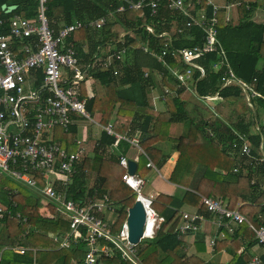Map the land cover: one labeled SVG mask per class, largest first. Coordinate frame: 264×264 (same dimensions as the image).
Here are the masks:
<instances>
[{"label": "trees", "instance_id": "obj_1", "mask_svg": "<svg viewBox=\"0 0 264 264\" xmlns=\"http://www.w3.org/2000/svg\"><path fill=\"white\" fill-rule=\"evenodd\" d=\"M128 1L47 0V14L56 30L75 20L90 22L107 18L100 29L88 27L74 31L67 43L78 51L80 63L90 68L79 90L81 98L87 99L86 107L92 117L102 125L113 123L114 130L128 138L139 137L143 152L137 161V174L144 177L152 170L147 166L148 160L161 169L173 152L186 156L177 191L160 193L153 201L163 221L152 238L147 237L137 245L136 254L141 264H181L178 251L184 245V236L176 228L183 207H197L207 219L214 218L202 203L203 197L221 199L228 208H239L256 227L264 225V137L259 130L264 119V20L254 19L258 10L264 13V0H215L223 7L216 28L224 54L218 49L195 58L197 67L187 85L180 84L167 65L183 67L177 51L203 46L204 30L198 25L188 26L189 18L184 11L170 8L167 0H157L155 11L149 3L151 0H144L138 9L129 8ZM230 2L242 3L231 10L236 11V18L225 8ZM3 4L17 8L7 13ZM186 5L191 14L205 8L207 16H212L213 6L207 5V0H185ZM122 6L124 9L119 11ZM38 9V0H0V33L9 32L10 20L15 15L34 19ZM110 45L114 46L113 52L125 48L126 53L121 60L114 58L110 66L104 67L101 62L107 56L102 57V49ZM163 50L167 54L161 59ZM225 57L237 77L260 96L249 97L237 83L222 84L221 60ZM198 67L204 68L205 73ZM114 70H118L117 75ZM153 89L160 94L162 109L155 108L149 97ZM213 97L217 102L208 104L206 100ZM53 133L63 147L78 149L73 123L68 129L57 127ZM241 137L251 146L249 154L242 153ZM115 141L114 135L105 130L100 132L94 148L90 149L94 157L86 156L77 163L67 197L80 200L87 196H108L116 206L112 231L117 234L137 194L123 180L126 168L120 163L121 156L130 158L133 147L127 140L119 141L117 146ZM88 173L94 174L90 186ZM39 184L43 186L45 181L40 178ZM37 198L30 190L10 187L0 177V205L27 218L26 222L17 218H5L1 222L0 245L7 246L8 251L0 256V264H43L44 256H53L51 264H72L74 254L86 250L84 241L69 236L67 215L61 213L55 220L39 215ZM50 231L60 239L68 235L69 245H58L56 249L58 242L50 238ZM194 235L192 264H250L252 255L264 264V245L247 223L236 226L232 232L220 228L212 253L206 244V232ZM100 243L112 254H102L96 264H133L112 242L103 239ZM15 246L33 247L37 252L20 254L13 250ZM223 252L231 255L230 261L220 262ZM77 260L82 264L81 257Z\"/></svg>", "mask_w": 264, "mask_h": 264}, {"label": "built area", "instance_id": "obj_2", "mask_svg": "<svg viewBox=\"0 0 264 264\" xmlns=\"http://www.w3.org/2000/svg\"><path fill=\"white\" fill-rule=\"evenodd\" d=\"M38 1V14L34 19L17 15L10 20L9 32L0 33V171L60 206L70 220L69 236L80 238L86 245L82 264H96L102 254H112L106 245H101L100 241L103 239L115 244L123 256L130 259L133 264H141L136 255L138 244L129 241L126 221L117 234L112 231L116 220H108L107 214L115 215L116 206L108 196H93L80 200L67 197L77 163L89 156L86 140L77 139L78 149L71 150L63 147L52 137L55 128L68 129L77 114L94 121L86 107L87 99L81 98L79 90L80 82L84 80L90 68L80 63L78 51L69 45L67 40L78 29L102 28L107 18L102 17L90 22L76 20L56 30L50 24L47 0ZM167 1L170 8L184 11L189 18L188 26L198 25L206 33L203 46L177 51L180 55L178 61L182 62L183 67L176 69L167 65L171 73L179 78L180 84L187 85L189 80L192 81L194 69L197 67L194 64L195 58L218 49L224 54L216 28L218 13L223 7L215 0H207V5L213 6L212 16H207L204 8V13L199 17L198 12L202 8L194 15L187 8L191 4L185 6V0ZM149 3L153 11L158 8L157 0H151ZM241 4L230 2L225 8L230 12ZM143 5L144 0L128 1L129 8L138 9ZM123 9L122 6L118 10ZM148 30L152 31V28L148 27ZM125 53V48L121 52L111 51L106 60L101 62L102 66H110L114 58L121 60ZM166 54V50H163L159 57L163 59ZM221 63L223 85L237 83L245 89L249 97L260 96L237 77L227 57L222 59ZM214 65L218 67V64ZM198 69L202 74L205 73L204 68ZM113 73L117 75L118 70H114ZM38 76H42L43 83L28 88V81L32 79L36 82ZM147 76L148 72L145 73V77ZM98 124L101 131L105 130L109 135L115 136L116 146L119 141L127 140L139 153L143 152L138 136L128 138L116 132L113 123ZM259 130L264 137V119ZM241 139L242 153L249 154L250 144L243 137ZM129 159L132 158L121 156L120 159L121 165L126 168L123 180L134 189L137 199L144 203L147 213L144 238H152L163 217H160L153 207L155 197L142 192L145 180L139 177L137 172L134 175L129 174ZM147 166L158 170L151 160H148ZM40 178L45 181L43 186L39 184ZM13 203L15 206L14 200ZM202 203L214 218L209 220L197 210L182 211L176 228L181 236L202 231L205 222H214L218 229L226 227L230 232L236 226L247 223L255 231L259 242L264 245V225L256 227L239 208H228L221 199L214 197H203ZM7 217L17 218L20 222L27 221L21 212L14 214L12 209L0 205V224ZM215 241L216 236L208 243L209 248L213 249ZM69 242L66 241L63 246H68ZM27 250L22 247L18 252L23 254ZM250 264H261V260L255 256Z\"/></svg>", "mask_w": 264, "mask_h": 264}, {"label": "crops", "instance_id": "obj_3", "mask_svg": "<svg viewBox=\"0 0 264 264\" xmlns=\"http://www.w3.org/2000/svg\"><path fill=\"white\" fill-rule=\"evenodd\" d=\"M229 14L236 18V11H230ZM15 16H17V15H15ZM101 55H102L103 58H106V56H108V49H106V48L102 49V54ZM43 81H44V79L42 78V76L41 77L38 76L36 82H34L31 79L30 81H28V88L35 87L36 85H39V84L43 83ZM158 94L159 93H157V91L155 89L149 91V97H151L154 107L155 108L159 107L160 109H162L164 107V105L161 103V101H159L160 98H159ZM216 102H217V99L212 104H215ZM52 137L54 139L53 131H52ZM77 139L78 138H75V142H76ZM76 144H77V142H76ZM139 155H140L139 151H137V149L133 148L132 151H131V154H130V158L138 161ZM186 161H187L186 156L183 155L182 153L176 151V152L172 153V156L169 158V161H167L165 163V165L161 169H158V170L152 169L144 177H141V176H139L137 174L139 177H141V178H143L145 180V186H147L146 190L148 192L147 196H153V197L156 198L160 193L172 194V193L175 192V190L177 191V188L179 186L178 183H179L180 178L182 177ZM157 171H159V172H157ZM87 176H88L87 184H88V186H90L89 184H91V182L93 181L94 174L93 173H88ZM33 191L40 197V198H37V204L36 205H37L38 213H39V215L42 218L48 219V220H55L61 213L64 214L62 212V209L60 208L59 205L54 204L51 201H46L45 197H43L40 193H38L35 190H33ZM195 210H197V207H193V206H189V205L184 206L183 209H182V211H195ZM108 215H112L113 216L112 220L113 219L116 220V216L114 215V213H112V214L109 213V214H107V216ZM66 217L68 218V216H66ZM208 226H209V224L206 225L203 228V231L206 232V239H207V236L212 235L214 237V236L217 235V232L215 234H213V232L211 231L212 229L207 228ZM210 226H211V224H210ZM49 236H50V238H53L55 241L58 242L57 246L55 247L56 249H58L59 247H63V245H64V243L66 241L69 242V240H68L69 236L68 235H67V237H62L63 239H60L57 236L56 233H54L53 231H50ZM195 239H196L195 235H189V236L186 235V236H184L183 237L184 245L182 246V248L186 247V246H187V248H192L190 246L191 245L190 242L194 243ZM58 245H59V247H58ZM7 248H8L7 246L0 245V256L3 255L5 250L8 251ZM12 248H14L13 250L18 252V249L22 248V247H19V246L16 247L15 246V247H12ZM24 248L28 249L26 251V253H29V252H34L35 253V252H37V249L33 248V247L24 246ZM7 251H5V254H7ZM23 254H25V253H23ZM82 256H83V252L77 251L74 254L75 260L73 261L72 264H78L77 258H80ZM255 256L256 255H252L251 259L253 257H255ZM223 257H224V260L222 261V263H226V262L230 261V259H231V255L226 253V252H224ZM42 260H43V264H51V261L53 260V256H44V257H42Z\"/></svg>", "mask_w": 264, "mask_h": 264}, {"label": "rangeland", "instance_id": "obj_4", "mask_svg": "<svg viewBox=\"0 0 264 264\" xmlns=\"http://www.w3.org/2000/svg\"><path fill=\"white\" fill-rule=\"evenodd\" d=\"M217 4L221 3L219 1H216ZM204 13V8L200 9L199 12H198V16L200 17L202 14ZM236 16H237V13H236ZM254 19L257 20V21H263L264 20V13H263V10H258L254 16ZM107 49H111V51L113 52L114 50V46L110 45L107 47ZM96 62H98V59L96 60ZM159 90L162 89V87H159L158 88ZM160 95V94H158ZM217 99V98H216ZM215 98H210V99H207L206 102L208 104H212L215 100ZM214 105V104H213ZM163 106V105H162ZM159 108V107H158ZM160 109V108H159ZM92 119L95 121H92L88 118H83L82 116H80L79 114H77L76 116V119H74L73 121V125L74 127L76 128V137L78 139H82V140H88L87 141V144H86V150H88V155L90 157H94V154L91 153L92 151H89L90 149H93L94 148V145H95V141L99 138V134L101 132V128H100V125L98 124V119L96 117H92ZM256 130V128H255ZM138 151V150H137ZM169 161V160H168ZM153 169V168H152ZM159 172V171H157ZM0 177H2V179H6L7 181V184L10 185V187H18V188H23V189H26V190H30L32 194H36L33 192V190L27 186H24L16 181H14L13 179H11L10 177H8L7 175H2L0 173ZM146 187L144 185L143 189H142V192L146 195H148V192L146 190ZM13 194H17V192H14ZM37 195V194H36ZM38 198H40L38 195H37ZM44 197V196H43ZM87 197H90V196H87ZM86 197V198H87ZM46 201H50L49 199L45 198ZM113 218L112 215H108L107 216V219L108 220H111ZM211 220V219H209ZM209 226L207 228H210L212 229L211 231L213 232V234H215L216 232H218V228L217 226L214 224V222H205L202 226L203 228L208 225ZM211 224V226H210ZM203 231V230H202ZM188 236L189 235H194V234H187ZM186 236V235H185ZM215 237V236H214ZM212 235L210 236H207V239H206V244H207V247L209 248V245L208 243H210L211 239L214 238ZM147 237L143 238L144 240L146 239ZM190 246L192 248H187L186 247H183L181 248L179 251H178V255L180 256V263L181 264H192L191 263V257L194 255L195 253V248H194V243L193 242H190ZM209 252L212 253L213 252V249L209 248ZM223 254L224 252L222 253L221 257L219 258L220 262H222L224 260V257H223ZM82 258V257H81Z\"/></svg>", "mask_w": 264, "mask_h": 264}, {"label": "water", "instance_id": "obj_5", "mask_svg": "<svg viewBox=\"0 0 264 264\" xmlns=\"http://www.w3.org/2000/svg\"><path fill=\"white\" fill-rule=\"evenodd\" d=\"M3 9L7 13L13 12L17 5L3 4ZM138 163L136 160L129 159L128 161V172L134 175L137 172ZM147 219L146 208L142 200L136 199L135 203L128 208V215L126 224L128 226L129 241L134 244H140L144 238L145 223Z\"/></svg>", "mask_w": 264, "mask_h": 264}, {"label": "bare ground", "instance_id": "obj_6", "mask_svg": "<svg viewBox=\"0 0 264 264\" xmlns=\"http://www.w3.org/2000/svg\"><path fill=\"white\" fill-rule=\"evenodd\" d=\"M149 230H150V228H149Z\"/></svg>", "mask_w": 264, "mask_h": 264}]
</instances>
